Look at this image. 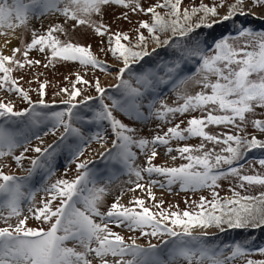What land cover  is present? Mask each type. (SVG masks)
<instances>
[{
  "label": "snow or ice",
  "instance_id": "snow-or-ice-1",
  "mask_svg": "<svg viewBox=\"0 0 264 264\" xmlns=\"http://www.w3.org/2000/svg\"><path fill=\"white\" fill-rule=\"evenodd\" d=\"M183 0H157L153 5L144 8L140 0H0V28L8 30L26 26L31 17H41L48 13H59L66 21H74L73 28L80 25L92 27L98 36L108 37V51L122 63L115 79L116 84L111 87L119 93V98L108 96L111 103H105L106 89L97 79L94 87L96 97L85 96L82 100V90L76 84H89L79 74L73 83L72 90L61 89L68 95V100L62 101L68 105L63 111L40 112L37 105L47 109L45 101L46 83L39 85L38 101H32L29 93L19 86L13 78V68L17 65L23 68L25 64L32 65L39 61L28 59V53L38 47L40 52L50 51L49 61L60 59L63 61H78L83 66H92L101 71H107L103 61L99 60L90 50V46H81L72 42H62L54 35L64 32L59 25L49 27L44 34L32 33V39L25 45L22 53L24 62L18 61L16 53L20 49L13 48L12 55L0 54V89H7L18 94L28 105L21 111H16L11 102L0 101V157L12 155L17 147L24 146L20 155H12L17 166H21L24 153L32 151L38 155L30 158L31 167L27 169V176L17 177L5 174L0 170V221L6 226L0 227V264H109L107 257L114 258L112 264H232L237 258L249 257L252 249L250 240L235 241L231 245L213 248L202 242L201 236L206 232L194 235L193 229L215 226L224 231V226L235 229H258L264 227V192L257 196H241L232 189L231 198H220L215 189L219 181L229 176L236 177L241 183L239 187L247 185L264 186V174L242 175L241 167L233 165L253 149H264V139L256 135L224 134L222 137L213 135L205 129L209 125H235L241 128L247 122L246 114L254 112L255 108H264V31H254L240 25L237 35L223 36L215 40L210 47H202L197 41L193 45H181L173 38L188 37L196 29L211 28L215 24L232 20L236 16L255 15L245 11V0H235L227 5L226 14L220 16L218 9L224 7V0H219L209 6L201 2L198 6L181 8ZM118 5L132 12H141L149 16V20L139 21L136 29V42H131L127 33L112 32L103 23L95 24L91 17L102 15L104 7ZM253 6L264 7V0H252ZM165 9V12L157 9ZM127 19V13L123 14ZM194 21V18H197ZM210 18H217L211 19ZM148 37L144 35V31ZM170 33L165 39L161 34ZM5 33L0 32V35ZM157 47H172L176 50V58L167 63L161 62L155 68L144 69L140 74H133L132 79H125L126 73L131 72V66L155 53L147 48L148 38ZM245 38L243 45L235 43ZM7 43V41H5ZM127 42V43H125ZM195 59L197 67L194 76H183V63ZM47 66V65H46ZM163 72V75L160 73ZM202 86V90L195 95L179 94L178 99L183 103L169 106L155 96L161 85L172 82L173 89H178L189 79ZM152 97L148 103L150 114L161 121H167L170 115L186 114L201 111L206 113L201 117H191L187 120V127H181L184 121L168 127L163 134H157L150 140L135 137V129L122 122L114 115L119 111L139 120L144 117L141 108L143 101ZM98 100V107L92 109L91 117L80 114L74 109L79 105H87L88 101ZM159 103L160 107L155 108ZM27 116L24 127L13 131L6 124L15 123L13 118ZM50 122L51 127L44 133L57 135V141L45 147L27 145L31 141V130L42 123ZM107 122L115 139L111 146L115 154L105 146V134L97 131L86 136L82 130L87 124L100 125ZM239 122V123H237ZM252 126L260 133H264V119H254ZM190 137H199L202 143L197 146L183 145L175 149L180 157L187 161L178 167L157 166L152 163L158 155L157 146H168L171 140L183 141ZM69 138L74 144H65ZM35 139L44 143L41 136ZM95 140L101 144L103 151L110 159L118 160L127 169L129 175L136 177L135 189L144 190L145 184L139 183L144 177L157 174L165 177L170 186L179 183L182 190H196L199 188L212 189L213 199L206 200L203 196L196 211L185 210L166 211L160 209L153 212L146 206L143 199L134 198L129 202L132 207L123 205L119 197L110 205L106 212L99 208L107 191L106 187L98 186L94 173L88 165L91 161L84 160L76 164L77 175L69 181L59 179L55 183L45 185L40 191L46 193L47 198L41 199L36 206L35 192L28 181L38 171L51 174L52 159L57 148L65 146L75 159H79L84 152V144ZM204 141L214 145H223L220 151L205 150ZM140 149L147 156L146 166L139 168L132 162L136 153L132 147ZM173 149L167 148L171 153ZM198 153V154H196ZM173 160L176 156L172 157ZM258 163L264 167V159ZM227 166L226 170H221ZM156 181H150L154 184ZM91 185V186H89ZM129 189V191H135ZM148 196L155 199L150 186L147 187ZM29 201L28 215L22 211V202ZM58 203H54L57 202ZM160 208V205H155ZM15 217L16 223L9 221ZM35 219L40 227H30L27 221ZM96 218H99V222ZM110 223L121 226L127 225L130 230H140L141 235L152 237L175 238L161 240V244L170 248L163 255L157 252L159 245L149 244L147 248L136 244L135 240L126 243L124 238L109 227ZM47 224L44 228L42 225ZM151 229L146 232L145 229ZM71 242L72 246H69ZM225 250L229 252L225 255ZM256 251L264 255V247ZM164 256L167 258L165 259ZM128 257H131L130 259ZM245 264H264V259L247 258Z\"/></svg>",
  "mask_w": 264,
  "mask_h": 264
},
{
  "label": "rangeland",
  "instance_id": "rangeland-1",
  "mask_svg": "<svg viewBox=\"0 0 264 264\" xmlns=\"http://www.w3.org/2000/svg\"><path fill=\"white\" fill-rule=\"evenodd\" d=\"M156 2L157 0H140V3L144 8H147ZM201 2L208 5L212 3V0H183L181 8L183 9L184 7H190L192 5L198 6ZM244 8L245 11L255 13V15L252 16H256L262 19L264 18V7L253 6L252 2L250 3L249 0H246L244 3ZM157 11L163 14L165 12V9L161 8L157 9ZM124 13H127V19L123 17ZM223 15H225L224 8L220 12V16ZM141 20H149V16L141 12H132L130 9H126L118 5L106 6L102 11V15L97 16L94 14L91 17V21L95 24L103 23L108 26L112 32L123 31L122 33H127L131 38L136 34V29L138 28L139 21ZM57 24H59L64 29V32L54 33L56 37H58L62 42L65 43L70 41L74 44H79L81 46H90L91 49L97 52V56L99 57V59L104 62L107 67V71L97 72L96 68L81 67L78 66L77 64L79 63L75 61H63L60 59H55L50 62L48 59V57L50 56V51L46 49L45 52H40L37 47L29 51L28 59L32 61H39V63H34L32 65L25 64L23 68H20L17 65H10L13 68V78L17 80L18 84L25 80L29 81L31 84L33 83L34 89H38L39 87L40 82H37L39 78H42V80L44 81H49V85H51L52 83L55 84L57 80L61 79L64 81V87L62 88L68 89L70 91L69 87H67V84H65V81L68 77H71L73 79V77L79 74L84 79L90 81V78H92L94 74L97 73V79L100 81L101 85L106 90H108V92H111L113 96L116 95V89L111 86L117 83L115 76L118 72V69L123 65L120 61H118L115 57L112 56L111 52L107 50L109 47L108 37H101L96 35L93 28L89 27L88 25H80L73 28L74 21H66L65 18L59 13H48L41 17L33 16L29 19L28 24L26 26H20L13 30H8L6 28L0 30V32L5 33L4 35H1L2 37L6 35L5 31H10L13 33V36L10 35L12 37L11 40H9L8 37H0V54L11 56L12 49L18 48L20 49V52L16 53L15 58L20 62H24V57L22 53L24 51L25 45L31 41L33 31H35L37 34H44L49 29V27ZM5 41H7V43ZM234 42L243 45L245 44L246 39L240 38L238 41ZM204 44L205 43H202L201 46L207 48V44L206 46ZM155 46L156 44L154 42H147V48L149 50L154 49ZM196 67L197 62L195 59L183 63V68L185 69H183L184 72L191 70L194 71ZM137 71L142 72V68H137ZM182 74L184 73L182 72L181 75ZM194 74L195 72L188 76H194ZM161 75H163V73H161ZM197 79H199V77L195 76L194 79L187 80L184 84L180 85L179 88L175 90L173 89L172 82H169L166 85H161L160 88L157 90L155 96L158 100L164 101V103L168 104L169 106H176L179 103H183L182 100L178 99V93L195 95L197 92H200L202 90V86L195 82ZM65 96H67L65 92L58 90L53 94L50 93L49 95H46L44 98L45 100H58L60 98L68 100V98H66ZM94 96L95 94L92 95V97ZM0 97V100L3 99L4 101H9L14 104L23 101V99L18 94L9 91L7 89V86L4 89H0ZM38 98L39 96H35V99H33L32 101L35 102ZM82 99L83 97H81L80 100ZM151 99L152 97H148L143 101V107L141 108V111L144 114L143 118L136 120L135 123L131 122L129 124L124 122L125 124L135 129L134 135L137 139L146 138L150 140L153 136L157 134H163V132H165L168 127H172L175 124L180 123L181 121H184V123L181 124V127H187V120L189 118L193 116L201 117L202 115L206 114L201 111H195L183 115H170L167 121H161L149 112L147 105ZM159 107L160 104L156 103L155 108ZM263 114L264 108L257 107L255 108L254 112L246 114L247 122L243 124L241 128H237L235 125L225 126L221 124L209 125L205 130L213 135H218L221 137L224 134L230 133L244 134V132H252L253 135H256L258 138H262L264 136V133H260L258 130H256L252 126L251 121L256 119V117H262ZM114 115L118 119L122 120L119 114L114 112ZM83 128L86 129V136H91L97 131H100L102 132V134H105V146L112 151L113 155L115 154L116 150L112 149L111 146V141L112 139H115V137L112 134L110 126L107 122H102L99 126L96 124H87ZM44 129L45 128H43L41 125L33 128L30 133L31 141L27 146L33 147L34 145H36L40 147H45L48 144L57 141L59 132L63 131L62 129H59L57 135H52L51 133H49L45 136L44 133L48 130L45 131ZM36 135L42 137L44 141L43 144H41L39 140L35 139ZM74 143L75 140L73 138H69V140L65 142V144ZM201 143L202 140L199 137H190L183 141L171 140L168 146H157L158 155L154 158L152 163L157 166L178 167L180 166L179 162L182 160V158L180 157V154L175 151V149L183 145H191L195 147ZM203 143L205 144V150L215 149V151L219 152L220 148L223 147V145H214L207 141H204ZM83 147L84 152L83 155L79 157V159H75L67 147L63 145L58 147L56 155L52 159L51 174L48 175L43 171H38L28 181V184L31 187L32 191L35 192L34 203L36 206H39V202L41 199L47 198L46 193L40 191V188L44 187L45 185L55 183L59 179H67L69 181L73 180L78 174L76 164L84 160L91 161L88 167L94 173V178L97 181V185L106 187L107 189L103 200L99 205V208L102 212H106L110 205L118 197L120 199V202L128 207L133 206L130 205L129 202L132 201L134 198L143 199L145 201L146 206L149 207L151 210L155 208V205L157 204H159L161 207L167 206L169 208H174L177 206H179L180 208L182 206V203H178V201L180 200L179 193L182 191L179 183H175L169 186L165 177L163 176H159L155 173L149 176L147 173H142L144 178L140 180L139 183L145 184L146 188L144 190L135 189V184L137 182L136 177L134 175H129L127 169L118 160L110 159L107 154L104 157H101L99 155V152L103 151V148L101 149V144L99 142L95 140H90L87 141ZM168 147H171L173 149L171 153L167 152ZM132 151L136 153V158L132 163L139 168L145 167L147 156L135 146L132 147ZM22 152H24V146L17 147L12 155H20ZM12 155L0 157V170H2L5 174L15 175L17 177H25L28 174L27 169L31 167L30 158H34L38 154L32 151L24 153L25 157H28L29 159H23L21 161V166H17L16 162L12 158ZM173 156H176L175 160L172 159ZM243 171L244 173L264 174V168H262V166L260 165H253L251 167L243 169ZM31 180L35 182L32 183ZM150 181H156V183L150 184ZM240 183L241 182L233 176L222 178L219 181V185H223V188L225 190L220 194L219 197L231 198L233 194L232 189H234L238 193L242 192V190L245 192L256 193L262 190L263 187L261 185H247L245 183V186L241 188L239 187ZM148 186H150L151 192L153 193L155 199L149 198L147 191ZM129 189H135V191H129ZM212 192V190L208 191L207 195L212 197ZM188 194V196L195 201H198L200 199V196H203L201 192L192 193L191 190L188 191ZM30 203L32 202H22V211L25 215H28V208L30 206ZM54 203H58V201ZM177 211L181 212L180 210ZM96 219L99 222V218ZM9 222L15 224L16 218L13 217ZM27 223L30 227L41 226L38 221L31 218L27 221ZM4 226H6L4 222L0 221V227ZM42 226L44 228L48 227L47 224ZM109 227L113 232H116L121 235L126 243H131L132 240H135L136 244L142 246L143 248H147L149 244L159 245L160 247L157 249V252L161 255L166 252L167 248L171 247V244H168L167 246L161 244L162 239L172 240L171 238L166 236L149 238L148 236L150 235H141L140 230H130L127 225L124 224L118 227L116 226V224L110 223ZM201 230V228H197L194 231H197L196 233H200ZM145 231L150 232L151 229L146 228ZM206 231H208L209 233H214L216 229L214 227H209ZM69 246H72L71 242H69ZM128 258L130 259L131 257ZM164 258L166 259L167 257L164 256ZM107 259L109 260V264H112L114 258L109 256L107 257ZM232 264L240 263L232 261Z\"/></svg>",
  "mask_w": 264,
  "mask_h": 264
},
{
  "label": "trees",
  "instance_id": "trees-1",
  "mask_svg": "<svg viewBox=\"0 0 264 264\" xmlns=\"http://www.w3.org/2000/svg\"><path fill=\"white\" fill-rule=\"evenodd\" d=\"M246 1V0H245ZM215 2H219V0H215ZM235 0H224V7H221L218 9L219 14L221 12V10L224 8L225 9V14L227 11V5L230 3H234ZM249 2L251 3L252 0H249ZM214 3V0H212L211 4H208L209 6H211ZM207 5V4H206ZM198 19L194 18V21ZM211 19H217V18H210L209 22H211ZM243 25L245 27H249L251 29H253L254 31L260 32V31H264V18H258L256 16H252V15H247V16H236L234 17L232 20L227 21V22H223V23H219V24H215L213 25V27L211 28H207V27H202L200 29H196L194 32H192L191 34H189L188 37L185 38H180V37H175L173 38L174 41L180 43L181 45H193L194 42L199 41L202 43H205L204 45L206 46L209 45V47L214 43L215 40H218L220 38H222L223 36H228V35H232V36H236L237 35V28ZM144 31V35L146 37H148V33L146 30H141ZM119 32H123V31H119ZM168 36H170V33H163L161 34V39H165ZM196 37V39H195ZM131 42L135 43L136 42V34L134 36H132L131 38ZM147 42H153L151 40V38L149 37ZM127 43V42H125ZM87 47V46H85ZM156 51L155 53H153L152 55L145 57L142 61L139 62V64H133L131 66V72L126 73L124 78L125 79H132L133 74H140L137 71L138 67H142V69H147L149 67H153L155 68L157 65H159L161 62L167 63L169 60L176 58V50L173 49L172 47H157V45L155 46ZM90 50L93 52V54L96 55V57L99 59V57L97 56V52L93 49L90 48ZM149 50V49H148ZM151 52V50H149ZM102 54V53H101ZM101 57V55H100ZM101 60V59H99ZM77 63H79L78 61H75ZM78 66L81 67H89V68H93L92 66H83L80 63L77 64ZM97 72H101L100 69L96 68ZM163 73V72H161ZM160 73V74H161ZM83 78V77H82ZM84 79V78H83ZM86 80V79H84ZM97 80V73L94 74V76L92 78H90L89 84L85 85V84H76V87L82 90V95L80 97H77V100H80L81 97H85V96H92L94 94H97L94 84L93 82H95ZM76 81V76L73 77V79L71 77H68L67 80L65 81V84H67V87H69L70 91L72 90L73 87V83ZM88 81V80H87ZM37 82L41 83H46V95H49L50 93H54L57 92L58 90L63 89L62 87H64V81L59 79L54 83H52L51 85L48 84L49 81H44L42 80V78H39L37 80ZM39 84V85H40ZM19 86L22 87L25 91H27L29 93V96L31 97V99H35V96H39V87L38 89H34L33 88V83L31 84L29 81L25 80L21 83H19ZM33 88V90H32ZM45 95V96H46ZM98 95V94H97ZM108 96H113L111 94V92H108V90H106L105 93V103H111L110 100L107 99ZM66 98H69L68 95L65 96ZM113 97L119 98V93L116 90V95H114ZM1 98V97H0ZM40 99V97L37 99V101ZM3 100V99H1ZM0 100V101H1ZM62 101H66V99L64 98H60L58 100H54V99H47V104L49 105V107L47 109L41 108L40 106L37 105L36 110L40 111V112H52V111H63L65 110L68 105L65 103H62ZM5 103H8L9 101H4ZM99 104L98 100H91L87 102V105H79L76 109H74V111L80 113V114H84L86 112L88 117H91L92 115V109L96 108L97 105ZM14 105V109L16 111H21L25 108H28L29 105L23 100L22 102H18V103H13ZM117 113V111H114ZM118 114V113H117ZM120 115V114H119ZM121 119L123 120L122 122L125 123H135L136 120H133L131 117L127 116V115H120ZM28 117H20V118H13V121H15V123H9L6 124V127H9L10 130L16 131L19 130L21 128L24 127V123L27 121ZM256 119H264V114L262 115V117H256ZM0 124H4V118H0ZM43 128H45L44 130H48L51 127V123L50 122H45L40 124ZM84 132L86 131V129H82ZM257 130V129H256ZM231 134V133H230ZM237 134V133H235ZM241 134V133H239ZM241 135H253L252 132H244V134ZM260 139H264V136ZM30 149L32 148L31 146H27ZM33 147H36V145H34ZM26 155V154H25ZM260 159H264V149H253L251 152H247L244 154V157L239 160L238 162H236L233 166L234 167H241V174L242 175H256V174H252V173H244L243 169H246L248 167H251L253 165H260L258 163V161ZM181 164L187 163L186 160L182 159L180 162ZM261 166V165H260ZM227 166H224L221 170H226ZM264 168V167H262ZM219 183V182H218ZM208 189V190H207ZM212 189L209 188H199L196 190H191L192 193H202L203 197L208 200L211 201L213 199V195L212 197L207 195V192L210 191ZM224 188L223 185L220 186L218 188L215 189V192H217L220 196V194L222 192H224ZM188 191L189 190H182L179 194V201L178 203H182V206L179 208V206L174 207V208H169L167 206H163L158 209V208H153L152 211L156 212L159 211L160 209L172 212V211H177L180 210L181 213L185 210H189V211H196V205L199 204L200 199L198 201L193 200L192 198H190L188 195ZM207 191V192H206ZM213 191V190H212ZM261 192H264V186L262 187V190L256 192V193H250V192H245L242 190V192H240L241 196H246V195H251V196H257L259 195ZM202 196H200L201 198ZM214 227L216 229V231L214 233H209L207 230V228H201L202 232L200 233H194V230H196L197 228L193 229V234L194 235H200L201 233H207L208 235L206 236H201V240L202 242H204L205 244H207L210 247H213L214 249L217 248L218 246H223V245H231L233 242L235 241H240L243 242L245 240H250L251 243L249 244V247L252 249V253L249 257H242V258H237L234 261L240 263V264H245V260L247 258H252V259H264V255L259 254L256 249L259 247H264V227L258 228V229H235V228H228L226 225L224 226V231H221L219 228L215 227V226H211ZM209 228V227H208ZM149 238H156V237H152V236H148ZM172 240H174L175 238H171ZM225 255H228L229 252L227 250H225ZM181 263H187V262H181ZM205 264H207V262H205Z\"/></svg>",
  "mask_w": 264,
  "mask_h": 264
},
{
  "label": "bare ground",
  "instance_id": "bare-ground-1",
  "mask_svg": "<svg viewBox=\"0 0 264 264\" xmlns=\"http://www.w3.org/2000/svg\"><path fill=\"white\" fill-rule=\"evenodd\" d=\"M0 30H3V28H0ZM6 32V35L5 36H3V37H8V39L9 40H11L12 39V37L11 36H13V33L12 32H10V31H5ZM11 35V36H10ZM0 37L1 38H3L1 35H0ZM101 149H102V147H101Z\"/></svg>",
  "mask_w": 264,
  "mask_h": 264
}]
</instances>
